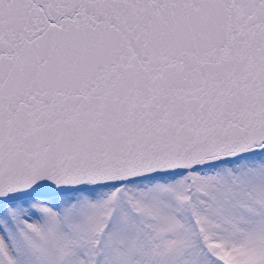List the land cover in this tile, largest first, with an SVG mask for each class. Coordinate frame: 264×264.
Masks as SVG:
<instances>
[{
  "label": "snow or ice",
  "instance_id": "obj_1",
  "mask_svg": "<svg viewBox=\"0 0 264 264\" xmlns=\"http://www.w3.org/2000/svg\"><path fill=\"white\" fill-rule=\"evenodd\" d=\"M0 264H264V0H0Z\"/></svg>",
  "mask_w": 264,
  "mask_h": 264
}]
</instances>
